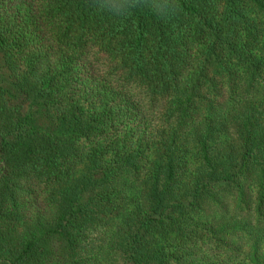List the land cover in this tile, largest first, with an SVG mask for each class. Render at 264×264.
<instances>
[{"label":"trees","instance_id":"trees-1","mask_svg":"<svg viewBox=\"0 0 264 264\" xmlns=\"http://www.w3.org/2000/svg\"><path fill=\"white\" fill-rule=\"evenodd\" d=\"M0 264H264V0H0Z\"/></svg>","mask_w":264,"mask_h":264}]
</instances>
